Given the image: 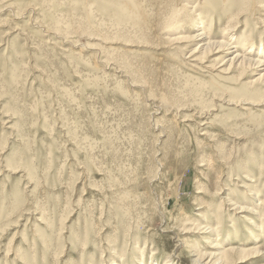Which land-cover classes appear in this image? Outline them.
<instances>
[{
	"label": "rangeland",
	"instance_id": "obj_1",
	"mask_svg": "<svg viewBox=\"0 0 264 264\" xmlns=\"http://www.w3.org/2000/svg\"><path fill=\"white\" fill-rule=\"evenodd\" d=\"M262 50L264 0H0V264H264Z\"/></svg>",
	"mask_w": 264,
	"mask_h": 264
},
{
	"label": "bare ground",
	"instance_id": "obj_2",
	"mask_svg": "<svg viewBox=\"0 0 264 264\" xmlns=\"http://www.w3.org/2000/svg\"><path fill=\"white\" fill-rule=\"evenodd\" d=\"M230 34H232V32H230ZM203 35V33L201 34V35H198V37L197 38H199V37H201ZM231 36V35H230ZM232 38H233V36H232ZM210 38H208V41H207V44H206V46H211L213 43H212V41L211 40H209ZM220 43V42H219ZM219 46H220V48H223L224 50L226 49V50H228L227 49V47H228V44L225 42V41H222L220 44H219ZM219 46H217V47H219ZM263 47V46H262ZM214 49V48H213ZM207 50V49H206ZM208 50H209V48H208ZM252 52V50H250V52L249 53H251ZM260 53H262V54H264V50H262V52L260 51ZM237 60V61H236ZM235 62L236 63H238V65H241L242 67V69H243V67H245V68H248V66L249 67H251L252 65H253V62L251 61V60H249V59H245V58H239L238 57V54L237 55H235V57L233 58V59H231L230 60V62H229V66H234L235 65ZM255 64H261L260 66H263L264 65V62L263 61H257ZM260 77V76H259ZM261 200V199H260ZM204 221V220H203ZM199 227H200V225H199ZM208 227V226H207ZM208 228H210V226L208 227ZM212 228V227H211ZM210 228V229H211ZM199 230H200V228H199ZM204 230V229H203ZM216 230V229H215ZM215 230H212L211 229V231L210 232H212V233H215L216 231ZM205 231V230H204ZM206 232V231H205ZM207 233V232H206ZM261 233H264V232H261ZM261 233H260V236H261ZM203 234V233H202ZM252 236H255L254 234H252ZM257 237V236H256ZM209 238V237H208ZM208 238H206L207 239V242H206V244H209V246L211 247H209V249L207 250V251H204V252H202L201 250H198V248L197 249H195V253L194 254H196L195 256V259H193L192 260V262L194 263V264H203V263H206V261L208 260V263H206V264H234L235 263V259L237 258V256L238 255H240V253H242V254H245V253H247V250L246 251H244V249L242 250V249H240V250H236V249H234V248H232V247H230V248H226L225 249V246H221L220 244H218V243H215V241L213 242H210L209 243V240H208ZM259 238V237H258ZM258 238H257V240H258ZM255 239V238H254ZM216 242H217V240H216ZM178 243L180 244V241H178ZM222 244V243H221ZM223 245V244H222ZM143 249V248H142ZM178 249V248H177ZM176 249V250H177ZM211 249V250H210ZM251 250V249H250ZM156 252V251H155ZM154 252V253H155ZM256 252V251H255ZM177 251L175 252V254L173 255V254H170V255H168V259L165 261V262H163L164 264H176V263H174L175 261H176V259H178V261L181 263V257L177 254ZM142 257L144 256V249H143V251H142ZM155 255V254H154ZM154 255H153V257H154ZM193 255V254H192ZM152 256V255H151ZM152 263H154V264H156L155 263V261H153Z\"/></svg>",
	"mask_w": 264,
	"mask_h": 264
}]
</instances>
